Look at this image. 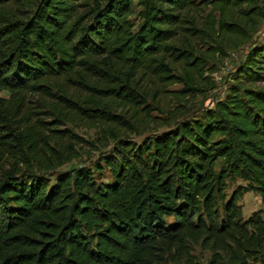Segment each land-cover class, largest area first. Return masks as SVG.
<instances>
[{
  "label": "trees",
  "instance_id": "16d2710c",
  "mask_svg": "<svg viewBox=\"0 0 264 264\" xmlns=\"http://www.w3.org/2000/svg\"><path fill=\"white\" fill-rule=\"evenodd\" d=\"M261 16L264 0H0V264H196L195 247L206 264H264V88L247 87L264 49L245 84L141 146L124 117L147 106L145 80L181 84L179 101L206 87L208 59ZM76 121L99 125L92 151L112 150L52 183L84 153L60 129ZM247 192L262 209L244 219Z\"/></svg>",
  "mask_w": 264,
  "mask_h": 264
},
{
  "label": "rangeland",
  "instance_id": "374dc122",
  "mask_svg": "<svg viewBox=\"0 0 264 264\" xmlns=\"http://www.w3.org/2000/svg\"><path fill=\"white\" fill-rule=\"evenodd\" d=\"M235 14L238 15L239 13L235 12ZM263 17L264 16L258 17V19H262ZM134 18L135 17L133 16L132 19ZM257 25V23L254 25L257 30L248 42L239 46L236 50L223 49L222 52L217 53L216 56L208 59L209 61L203 74V80H207V83L209 84L206 87L199 88L200 91L184 96L181 101L178 100L180 99V93L183 90L181 84L162 85L157 79L154 81L150 79L143 81L142 86L146 90L149 99L146 103L147 106L138 109L136 117H133V119H130L132 110H128L125 116L123 115L133 123V131H135L134 134L126 135L127 140L131 141L136 146H141L146 139H149L155 134L167 131V126L171 125V128H173L177 120L199 117L203 111L214 107L217 102L223 101L230 89L238 81L242 85L245 84L244 80H240L237 77L240 70L247 66L246 60L253 50L260 51L264 49V23L258 27ZM196 44L200 49L208 48V46H202L198 43ZM254 59L256 61V66L253 68V71L260 73L259 75L261 78L260 80L247 85V87L264 88V70L259 69L260 67H264V52L254 57ZM174 72L176 74H181L182 68L179 65H176L174 66ZM153 94L156 96L153 97ZM1 96L6 97L7 94L2 93ZM145 109L147 110L145 111ZM177 109H179L180 114H174V111ZM120 114H123V112L121 111ZM60 129H65L76 136L77 139L75 140L79 142V146L82 147L84 153L80 159L74 160L69 164L60 167L51 174L49 177L50 182H54L58 173L69 171L71 169L86 167L92 170L97 165H103V159L110 155L112 145L107 148H98L97 150L92 151V148L87 144V142L96 144L94 141L100 135V127L98 124H93L87 121H76L72 124L65 123ZM138 132L143 134L137 135L136 133ZM96 178L103 183L111 182L110 175L106 169H103L102 174L100 175L96 173ZM239 185L244 184L239 180L234 182L228 181L226 190L227 195H230ZM238 204L241 208L244 219H247L254 212L262 209L260 197L251 192L244 193ZM192 255L196 264H206L210 258V253L203 251L199 247L194 248Z\"/></svg>",
  "mask_w": 264,
  "mask_h": 264
}]
</instances>
